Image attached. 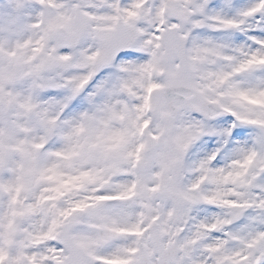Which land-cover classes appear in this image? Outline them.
<instances>
[{"label":"snow or ice","instance_id":"obj_1","mask_svg":"<svg viewBox=\"0 0 264 264\" xmlns=\"http://www.w3.org/2000/svg\"><path fill=\"white\" fill-rule=\"evenodd\" d=\"M0 264H264V0H0Z\"/></svg>","mask_w":264,"mask_h":264}]
</instances>
